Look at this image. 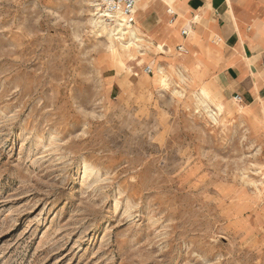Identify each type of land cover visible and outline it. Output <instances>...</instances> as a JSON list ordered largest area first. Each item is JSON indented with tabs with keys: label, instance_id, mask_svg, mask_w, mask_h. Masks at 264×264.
<instances>
[{
	"label": "rangeland",
	"instance_id": "1",
	"mask_svg": "<svg viewBox=\"0 0 264 264\" xmlns=\"http://www.w3.org/2000/svg\"><path fill=\"white\" fill-rule=\"evenodd\" d=\"M96 4L0 0V264H264L262 137Z\"/></svg>",
	"mask_w": 264,
	"mask_h": 264
},
{
	"label": "crops",
	"instance_id": "2",
	"mask_svg": "<svg viewBox=\"0 0 264 264\" xmlns=\"http://www.w3.org/2000/svg\"><path fill=\"white\" fill-rule=\"evenodd\" d=\"M133 28L144 61L176 87L184 81L222 110L239 96L240 116L264 146V0H137Z\"/></svg>",
	"mask_w": 264,
	"mask_h": 264
},
{
	"label": "built area",
	"instance_id": "3",
	"mask_svg": "<svg viewBox=\"0 0 264 264\" xmlns=\"http://www.w3.org/2000/svg\"><path fill=\"white\" fill-rule=\"evenodd\" d=\"M97 11L99 16L104 18L110 25L116 28L118 32L125 33L130 31L135 24V8L137 0H96ZM173 15V12H169ZM186 31H181V36L185 37ZM179 53H186L182 46L176 48ZM145 72L150 73V68L145 67ZM233 100L240 103L239 96H235Z\"/></svg>",
	"mask_w": 264,
	"mask_h": 264
},
{
	"label": "bare ground",
	"instance_id": "4",
	"mask_svg": "<svg viewBox=\"0 0 264 264\" xmlns=\"http://www.w3.org/2000/svg\"><path fill=\"white\" fill-rule=\"evenodd\" d=\"M96 6H97V5H96ZM136 30H137V29H134V28H133V29H131V30L128 31V32L121 33V31H120V32H118V33H120L122 36L128 34L130 39H132V40H134V41H140V40L135 36V31H136ZM131 45H133V46L135 47V49H136V48H139L136 44L130 42V43H128L127 45L124 46V48L126 49V51H128V53L130 52V51L128 50V47L131 46ZM201 93L205 96V93H204L203 91H202ZM212 96H213V95H212ZM214 104H215V103H214ZM215 107L218 108V109H221L222 106H221L220 104L217 103V104H215ZM238 108H239L240 111H242L240 105H238ZM211 112H212V110H211ZM212 117H213V116H212Z\"/></svg>",
	"mask_w": 264,
	"mask_h": 264
}]
</instances>
